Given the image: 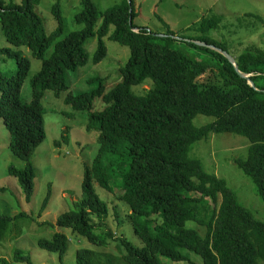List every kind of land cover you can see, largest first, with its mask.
<instances>
[{
	"label": "trees",
	"instance_id": "trees-1",
	"mask_svg": "<svg viewBox=\"0 0 264 264\" xmlns=\"http://www.w3.org/2000/svg\"><path fill=\"white\" fill-rule=\"evenodd\" d=\"M60 1L52 6L56 28L48 34L35 10L39 0H22L20 4L0 0L1 31L13 47L0 48V62L16 63L13 73L0 68V118L10 132L11 151L26 162L24 168L10 165L8 172L18 178L28 201L34 192L35 167L31 159L46 137L42 98L50 89L58 96L64 93V103L75 111L88 112V130L99 132L97 154L91 165H85L82 200L77 210L57 219L58 228L72 229L98 247H108L110 239L117 241L124 264L190 263L186 251L199 257L201 264H264V222L239 203L224 178L189 156L191 145L211 132L246 137L250 141L247 156L235 162L253 180L264 203V50L247 47L244 53L234 56L239 71L250 75L254 83L251 86L223 55L185 40L227 51L209 36L220 24V16L204 18L190 28L199 33L194 38L172 31L166 23V36L159 37L136 25L135 0H124L103 14L93 0H80L81 11L75 15V23L81 28L64 34ZM95 35L98 45L94 64L107 58L103 38L109 35L130 48V58L121 69L123 80L107 90L105 79H94L98 82L94 90L75 93L67 83V73L87 63L84 48ZM179 35L182 40L173 38ZM21 47L28 48L42 62L31 80L32 97L27 102L22 98V87L31 63L15 49ZM206 74L212 78L199 81ZM148 79L152 84L143 94L133 91L134 85L146 84ZM97 97L105 102V109L93 112ZM198 115L214 121L194 126ZM62 137L66 139L64 134ZM118 164L120 173L111 174ZM94 179L111 192L117 187L124 189L120 198L130 206L131 222L143 248L113 231L106 233L111 208L101 200ZM23 216L0 215V244L12 222ZM93 217L97 223H93ZM188 222L206 227L207 235L187 228ZM38 246L58 254L64 264L70 238L58 232L50 240H39ZM14 259L33 264L30 257L19 252ZM119 262L112 254L91 249L81 248L76 253V264ZM2 263L9 264L4 259Z\"/></svg>",
	"mask_w": 264,
	"mask_h": 264
},
{
	"label": "rangeland",
	"instance_id": "rangeland-1",
	"mask_svg": "<svg viewBox=\"0 0 264 264\" xmlns=\"http://www.w3.org/2000/svg\"><path fill=\"white\" fill-rule=\"evenodd\" d=\"M5 1L20 4L22 0ZM93 1L99 13L103 14L107 9L121 5L124 0ZM55 3L56 0H39V4L35 7L44 21L48 34L56 28L51 11ZM60 8L64 18V34L80 29L81 26L75 23V15L81 11L80 0H61ZM135 8L138 13L136 25L159 37H165L167 28L164 23H166L172 31L194 38L199 33L190 28L199 24L204 18L217 15L221 17V22L209 36L214 42L222 44L230 55L238 56L244 53L247 47L264 50V0H135ZM100 25L101 18L97 23V29ZM114 30V27L111 28L110 34ZM135 31L139 32L138 29ZM177 37L181 38L180 35ZM103 41L108 47V56L105 60L98 64L93 63L98 45V35H95L84 48L88 56L87 63L75 72L67 73L66 80L70 83L73 92L94 90L98 82L92 80L98 78L106 80L107 90L123 80L121 69L130 58V48L110 39V35L103 38ZM4 47L13 48L8 44L0 26V48ZM15 49L21 51L31 63V71L22 87V98L27 102L32 97L31 80L40 71L42 62L26 47ZM51 52L52 48L48 54ZM0 68L13 73L16 70V63L14 60L0 62ZM211 78L210 74H206L201 76L199 81ZM151 84L152 81L148 79L146 84L134 85L133 91L143 94ZM42 104L45 108L46 137L31 159L35 167V178L34 192L30 201L18 178L8 172L10 165L24 168L26 162L11 151L10 132L0 118V215L14 217L24 214L21 219L13 221L5 233L0 244V264H3L2 259L9 264H27L15 261L17 252L30 257L33 264H61L58 254L47 252L38 246L39 240H50L58 232L70 238V248L64 257V264H76V253L81 248L112 254L120 259V264H124L123 253L117 241L110 239L108 247H98L74 234L72 229H60L56 226L57 219L62 214L78 209V203L83 197L82 181L85 165H91L97 154L99 132L88 130L89 113L75 111L73 106L65 104L64 93L58 96L53 90L48 89L44 92ZM103 109L105 102L102 98H95L92 111ZM213 121L212 117L198 115L193 120V124L205 126ZM63 134L66 139H63ZM57 141L61 143L57 145ZM249 144L250 141L246 137L236 133L211 132L207 137L191 145L189 156L199 159L207 171L224 178L228 186L235 191L239 203L251 211L256 219L264 222V203L257 192V187L235 162L236 158H246ZM114 172L120 173L119 164L110 170L111 174ZM93 184L101 200L110 204L111 212L106 220V233L113 231L116 236L125 237L136 247L143 248L142 239L136 234L131 222L130 206L120 198L124 189L117 187L111 192L103 188L95 179ZM49 193L47 207L42 211ZM92 221L97 223L94 217ZM187 228L198 231L204 237L208 232L206 227L195 222H188ZM184 253L191 260L190 263L184 264L203 263L194 254L187 251ZM166 263L172 264L169 261Z\"/></svg>",
	"mask_w": 264,
	"mask_h": 264
},
{
	"label": "water",
	"instance_id": "water-1",
	"mask_svg": "<svg viewBox=\"0 0 264 264\" xmlns=\"http://www.w3.org/2000/svg\"><path fill=\"white\" fill-rule=\"evenodd\" d=\"M130 3H131V1H130ZM131 12H133V9H131ZM131 24H132V19H131ZM164 36H166V35H164ZM173 38H175V39H177V40H182V38H179V37H177V36H173ZM186 41H189V42H192V43H194L195 45H197V46H200V47H206V48H209V49H211V50H213V51H216V52H218V53H220L221 55H223L232 65H233V67H234V69L236 70V72L242 77V78H248V83L251 85V86H254V83H253V81L251 80V79H249V77H250V75H246V74H244V73H242V72H240L239 71V69H238V65H237V62H236V60H235V58L232 56V55H230L227 51H224V50H222V49H220V48H217V47H215L214 45H210V44H208V43H205V42H200V41H194V40H187V39H185Z\"/></svg>",
	"mask_w": 264,
	"mask_h": 264
}]
</instances>
